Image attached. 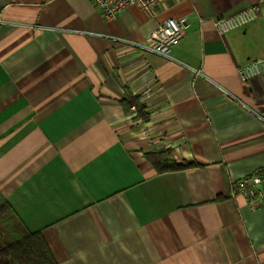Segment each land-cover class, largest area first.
I'll use <instances>...</instances> for the list:
<instances>
[{
  "label": "crops",
  "instance_id": "crops-1",
  "mask_svg": "<svg viewBox=\"0 0 264 264\" xmlns=\"http://www.w3.org/2000/svg\"><path fill=\"white\" fill-rule=\"evenodd\" d=\"M168 17L185 34L163 55L144 42ZM263 56L264 0L113 20L91 0H0V193L57 264H264V208L230 195L264 169V74L237 73ZM169 148L196 165L157 172L146 155Z\"/></svg>",
  "mask_w": 264,
  "mask_h": 264
},
{
  "label": "built area",
  "instance_id": "built-area-1",
  "mask_svg": "<svg viewBox=\"0 0 264 264\" xmlns=\"http://www.w3.org/2000/svg\"><path fill=\"white\" fill-rule=\"evenodd\" d=\"M172 0H91L93 6L102 15L103 19L113 20L123 11L131 6H138L142 9L153 10L157 4ZM258 17L255 7H248L229 17L217 19L214 24L222 34L239 25L249 23ZM179 19L168 17L160 22L147 36L145 45L148 48L168 55L171 49L182 40L185 30ZM239 77L247 81L252 77L264 74V56L254 59L246 64L237 66ZM230 195L234 198L245 197L247 207L251 211L264 208V169L259 168L251 174L245 175L236 181Z\"/></svg>",
  "mask_w": 264,
  "mask_h": 264
},
{
  "label": "trees",
  "instance_id": "trees-1",
  "mask_svg": "<svg viewBox=\"0 0 264 264\" xmlns=\"http://www.w3.org/2000/svg\"><path fill=\"white\" fill-rule=\"evenodd\" d=\"M126 98L122 100L124 109L130 111V107L134 108L139 115L144 119H148L147 114L144 111L143 104L139 97H133L129 91L125 94ZM147 159L154 165L157 172L163 173L166 171L181 170L195 166L194 162L182 161L178 163L173 158V150L165 149L163 151L148 153ZM8 214H12L18 221L20 229L23 233L17 239H11L5 232H0V264L5 262L6 264H57L51 251L44 241V238L40 233L30 232L24 228L21 221L16 216V213L3 198L0 193V221L5 220ZM4 234V235H3ZM6 234V235H5Z\"/></svg>",
  "mask_w": 264,
  "mask_h": 264
},
{
  "label": "rangeland",
  "instance_id": "rangeland-1",
  "mask_svg": "<svg viewBox=\"0 0 264 264\" xmlns=\"http://www.w3.org/2000/svg\"><path fill=\"white\" fill-rule=\"evenodd\" d=\"M6 217L7 218L5 220L0 221V232L3 233L6 231L5 233L9 235L8 237L11 239H17L23 233L22 229H20L21 226H19L17 219L13 217L12 214H8ZM1 264L6 263L2 262Z\"/></svg>",
  "mask_w": 264,
  "mask_h": 264
}]
</instances>
